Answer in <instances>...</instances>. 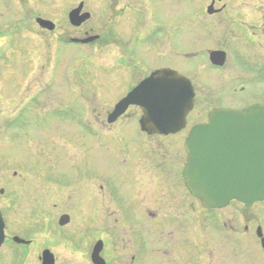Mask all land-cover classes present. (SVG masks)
I'll return each instance as SVG.
<instances>
[{"label":"rangeland","instance_id":"rangeland-1","mask_svg":"<svg viewBox=\"0 0 264 264\" xmlns=\"http://www.w3.org/2000/svg\"><path fill=\"white\" fill-rule=\"evenodd\" d=\"M81 1L98 17L95 21H100L102 0H0V190H4L0 194V206L7 236L18 235L34 241L27 264H37L36 257L44 248L58 254L59 264H93L91 253L99 239L107 243L102 252L107 264H129L139 230L148 226L133 214L130 221L120 220L109 214L108 208L104 210V192L100 187L118 176L127 179V171L133 165L136 177L142 174V180L148 176L159 184L155 206H169L170 202L173 207H169L170 212L178 210L181 195L178 189L171 199L164 195L168 189L160 184L163 175L156 166L167 164L177 172L185 157L183 140L195 123L207 120L213 109H241L248 103L264 101V82L254 76L237 77L232 66L221 70L211 68L201 55L189 61L177 57L184 49L194 46L185 41L186 30L174 31V58L152 56L154 62L142 61L138 67L134 62L126 64L118 60L122 52L118 46H111L113 54L108 59L101 43L86 47L72 44L70 39L83 35L74 30L68 15ZM261 3L264 4L254 0L251 4ZM174 5L175 12L169 20L180 23L186 4L175 1ZM37 17L51 20L56 29L43 31L36 23ZM95 23L98 32L102 23ZM155 63L172 67L195 86V107L188 116L187 128L176 136H145L139 126L142 112L138 107L129 108L125 115L109 124L107 118L115 103ZM112 67L114 71H107ZM29 107L32 111L27 110ZM25 114L28 118L41 116L45 128H38L33 118L31 127L19 125V121L12 129L11 124ZM28 127L45 134L30 137ZM89 152L93 154L90 156ZM128 154L132 155L131 162ZM28 169L33 171L29 173ZM22 186L29 187L30 192L27 188L25 193ZM108 201L111 211L118 210L114 199ZM145 204L154 206L152 201ZM187 207L193 264L202 260L234 261L232 246L225 237L231 235L229 221L234 216L241 220L240 229L248 224L246 212L260 219L264 227V201L252 206L234 202L228 208L211 212L191 196ZM131 212V207L126 208L125 215ZM64 213L69 214L71 221L60 227L58 221ZM224 222L227 227L223 226ZM119 233L128 245L125 252ZM159 240L164 241L165 237ZM11 244L7 242L2 248L0 264L12 260ZM252 248L250 263L241 257L240 248L237 264L256 263L259 254ZM167 260L169 256L157 257L158 264Z\"/></svg>","mask_w":264,"mask_h":264},{"label":"flooded vegetation","instance_id":"flooded-vegetation-1","mask_svg":"<svg viewBox=\"0 0 264 264\" xmlns=\"http://www.w3.org/2000/svg\"><path fill=\"white\" fill-rule=\"evenodd\" d=\"M175 1H182L184 4H186V8L183 9L185 10L183 11V21L180 23H175L169 20L172 18L175 12ZM253 1L254 0H102V16H100V21H95V18L98 19V17L94 15L92 10L89 8H87L89 9L87 10V6L83 1H81L72 10L77 9L82 4L83 6L80 16L85 13H88L90 16L78 27L73 26L71 23L70 24L74 30L78 32V34L82 32L83 36L76 39L84 40L91 37H96V39L88 43L73 44H79L86 47L101 43L102 48L104 47L105 51H107L108 59L112 57L110 53L113 54L111 46H118L122 51L118 56V60L126 64L134 62L135 66L138 67V65H140L139 62L142 61H144L146 64L149 60V62H154L151 61L152 56L156 57L160 55V57L163 58H174V31L186 30L188 33L186 34L185 41L190 44H194V46L188 50L184 49V51L181 53L178 52L179 54H177V57L179 56V58L189 61L198 59L201 55L203 60L209 61L211 68L221 70L232 66L233 70L235 71L234 74H236L237 77L242 75L254 76L255 78L264 82V4H251ZM260 1L264 2V0ZM39 18L41 17L36 18V23L40 27L37 22ZM95 22H98L97 25L102 23L101 30L98 29V32H95L97 27L93 26V24H96ZM52 23L55 25V30L56 24L54 22ZM88 25H91L89 30H84ZM41 29L43 31L49 32L54 31L43 28ZM206 45H215V47L210 48L206 47ZM214 53L220 54L221 61L217 65L211 61L212 55H214ZM221 62H223V64H221ZM122 66H124V64L120 65L119 67ZM151 66H153V69L149 71V73L144 78L159 69H173L169 66H159L157 64H152ZM109 70L114 71V68H108L107 71ZM103 76L107 77L108 75ZM138 84L131 86L129 92ZM241 89H244V87ZM194 90L196 93L195 86ZM121 99H119L117 103ZM117 103H115V105ZM256 104L264 106V101L248 103L241 109ZM31 109L32 107H29L27 110L32 111ZM33 118L35 120V125L37 124L39 126L38 128H40V126L45 128V126H42L41 124V116H35ZM33 118H28L27 115L24 117L20 116L16 123L11 124L13 127L12 129L16 128L15 126L16 124H19V121H21L19 125L24 124L31 127L30 125L34 123L31 121ZM196 124L199 123H195L194 125ZM29 127L27 130H29ZM180 133H182V131L173 135L176 136ZM28 134L30 137L32 136L35 138L36 136L43 137L45 133H41L39 130L36 131V128L33 127L28 131ZM142 134L148 137L173 136L149 135L145 132H142ZM183 141L185 142V139ZM184 142L182 144V152L184 153L185 157H183V161L180 163L177 172L172 167H168L167 164L156 166L158 167V170H160V174L162 173L163 175L161 178L162 183L160 184L168 189L164 195L171 199L175 195L174 190L178 189V193L181 195L178 210L174 211L173 209L171 210L172 212H170L169 207L170 209L173 208L172 205H170V202L169 206H163V204H161L159 208L156 207L155 204H158L156 203V200L158 197L159 184L154 183V181H152L148 176H145L142 180V174L140 177L138 175L136 177V174H134L135 171L133 169V165H131L127 171V179L123 175V179L122 176H118L115 178L116 180H111L109 183H107V185L100 187V189L104 192L102 196V204H104L103 208H105L104 210L108 211L109 209V214L118 216L120 220L122 219L130 221V215L133 214L135 218L142 219L144 222H146V226H148L147 228L143 227L139 230L136 240V250H134L135 252L131 257L132 260L129 264H158L157 257L159 254H162L163 257L169 256V260L161 261L163 264H193L190 262L192 244L189 240V235L187 234V226L189 223V217L187 213L189 208L187 206L192 195L187 187L184 177V169L188 160V154L184 148ZM89 153L90 156L93 154V152ZM149 155L151 156V154ZM127 156L128 160L131 162L132 159H130V156L132 155L129 156L128 154ZM145 156L148 157V154H145ZM146 157L145 159H147ZM159 161L162 163L164 161L163 157H161V160ZM30 171L33 170L28 169L29 173ZM17 173L18 172L16 171L14 172V177H17ZM22 187L25 193L27 192V188L28 192H30L29 187ZM3 193L4 190H0V194ZM110 198L116 201L118 210H110L108 205V199ZM194 199L198 201L207 211L212 212L222 210L207 209L202 205L200 200L196 198ZM148 201H152L154 206L148 207V205L145 204ZM234 202L244 206H252L257 203H262L256 202L252 204H243L238 201H231L225 208H228ZM92 207H94V205ZM130 207L132 208V212L126 216L125 210L126 208ZM0 211L3 216L1 206ZM176 211L178 212L175 213ZM62 216H68L70 219V216L67 213L62 214L60 218ZM244 216H246L245 220L248 222V224H245L243 228L240 229L239 225L241 220L234 216L232 220L229 221L231 235L225 236L232 246V260L234 261L220 263L213 261L205 262L202 260L198 261L199 264H237L239 263L238 256H240V248H242L241 257L250 263V250L252 246L258 251L257 253L259 254V257H256L257 260L255 259L256 263L264 264V227L262 221L260 219L257 220V218H254V215L247 214V212ZM256 220L257 222L252 224V221ZM68 224L64 226L59 224V226L65 227ZM166 225H169V227L171 226V228H169L170 230L166 229ZM150 226H152V228ZM223 226L227 227V222H224ZM175 232L176 236L174 234ZM4 233L5 240L0 247V253L7 242L12 243L11 245L14 248L12 251L13 255L11 256L12 260L6 262V264H27L26 258L30 256V249L34 247V241L24 239L18 235L7 236L5 230ZM121 236L122 233H119L120 242H122L125 252L128 245L123 241ZM161 236L165 237L164 241L159 240ZM16 237L23 240L24 243L15 241L14 238ZM99 241H101L103 244L100 256L104 259L102 252L104 249H106L107 243L101 239L97 240V242ZM198 248H200V246L195 248L197 254L199 252ZM245 249L247 251H245ZM45 251H50V253L53 255V264H59L60 261L58 254L50 248H44L41 250V252L39 251L41 254L37 255L36 257L37 264H44L43 253ZM209 257H213L212 252L209 253ZM104 261L107 264L105 259ZM123 264H125V262Z\"/></svg>","mask_w":264,"mask_h":264},{"label":"water","instance_id":"water-1","mask_svg":"<svg viewBox=\"0 0 264 264\" xmlns=\"http://www.w3.org/2000/svg\"><path fill=\"white\" fill-rule=\"evenodd\" d=\"M82 6L69 14L73 26H80L90 16L88 13L80 16ZM37 22L43 29L52 31L55 28L49 20L39 18ZM95 39L73 41L88 43ZM212 61L218 64L220 54L214 53ZM194 99L190 80L175 70L159 69L115 105L107 122H116L131 106H136L142 112L139 124L143 132L149 135L176 134L186 128ZM185 150L188 154L184 169L187 187L205 208H225L233 200L244 204L264 201V106L213 110L208 122L197 124L190 130ZM69 222L68 216L59 220L61 226ZM4 230L0 211V247L5 240ZM14 240L24 243L18 237ZM102 248V242H97L91 257L94 264H106L100 256ZM43 259L44 264L54 263L50 251L43 253Z\"/></svg>","mask_w":264,"mask_h":264}]
</instances>
